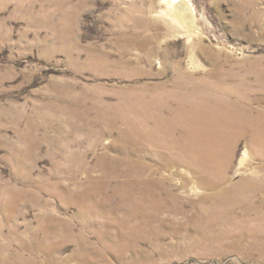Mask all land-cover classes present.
Instances as JSON below:
<instances>
[{
    "label": "rangeland",
    "instance_id": "1",
    "mask_svg": "<svg viewBox=\"0 0 264 264\" xmlns=\"http://www.w3.org/2000/svg\"><path fill=\"white\" fill-rule=\"evenodd\" d=\"M171 1L0 0V264H264L240 220L211 215L204 189L181 188L191 168L168 162L205 156L207 125L179 126L178 154L139 140L141 178L114 164L131 149L114 119L138 98L174 109L178 91L226 92L264 120V0H188L192 16ZM247 145L228 152L232 181ZM171 172L181 197L155 212L115 194Z\"/></svg>",
    "mask_w": 264,
    "mask_h": 264
},
{
    "label": "bare ground",
    "instance_id": "2",
    "mask_svg": "<svg viewBox=\"0 0 264 264\" xmlns=\"http://www.w3.org/2000/svg\"><path fill=\"white\" fill-rule=\"evenodd\" d=\"M171 3L173 15L181 16L186 13L192 16L193 12L188 0H174ZM181 93L178 91L179 96L183 97L187 104L174 109L156 107L150 109L151 106H148L143 98H138L139 100L133 103L139 107L127 105L122 109L117 116L118 120L114 119V121L126 124L125 128L118 131V135L124 138V146L127 148L130 146L131 149L127 151L119 147L118 156L126 154L129 158L125 160L126 157L123 156L122 160L117 156L113 159L115 166L130 167L131 173L141 178L148 174V168L151 165L144 162L142 158L134 159L132 156L136 154L135 157H142L140 154L137 155L141 153L142 147L139 140H146L152 146L165 147L170 152L178 154L177 142L173 136L175 130L180 126L189 134V128L194 125L196 127L207 125L204 127L207 131L203 129L198 134L208 132L211 138L204 149L205 156L201 155L198 147L189 145L190 147L186 149L187 152L188 150L189 153L191 152L187 155L189 157L182 156L183 161H177L178 159L171 157L168 162L172 165L185 163L189 166L190 176L180 175L181 188L186 191H192V187L204 189V195L200 200L207 205V211L211 212V215L240 220L234 228L241 232L242 238L252 237L254 242L251 249L264 254V164L254 163L257 156L264 159V125L259 124L261 126L258 127L256 123V121L264 123V120L263 116L255 117L249 108L255 99L230 95L226 92L223 95L218 93L213 96L216 92L208 90L206 92L195 90V95L191 94V90L185 92L187 95ZM188 93H190L189 96ZM198 97H200L199 100L195 102ZM127 113L137 117L135 123L132 120L133 115L129 120ZM128 138H131V141L127 142ZM240 140H245L248 145L243 148L238 162L237 173L241 174V177L237 181H232L227 170L230 164L228 155L231 154L228 152ZM248 146H253L251 148L254 152H251ZM151 173L157 175L154 169ZM176 173L171 172L166 176L145 180L140 185L131 181L116 186L115 194L117 195L118 192L125 200L137 197L136 199L143 203L144 212L150 208H154L153 212H155L157 206L161 204L162 207L170 206L172 201L181 197L173 193L168 186V181L173 178V175H177Z\"/></svg>",
    "mask_w": 264,
    "mask_h": 264
}]
</instances>
